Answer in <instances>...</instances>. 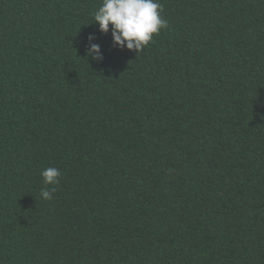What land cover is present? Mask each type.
<instances>
[{"label":"trees","instance_id":"16d2710c","mask_svg":"<svg viewBox=\"0 0 264 264\" xmlns=\"http://www.w3.org/2000/svg\"><path fill=\"white\" fill-rule=\"evenodd\" d=\"M102 2L0 0V264H264V0H159L141 53Z\"/></svg>","mask_w":264,"mask_h":264},{"label":"clouds","instance_id":"9594fccd","mask_svg":"<svg viewBox=\"0 0 264 264\" xmlns=\"http://www.w3.org/2000/svg\"><path fill=\"white\" fill-rule=\"evenodd\" d=\"M164 8L159 0H103L101 6L94 12V21L99 25V31L113 37V46L120 49L141 53L158 35L161 29L167 28L168 22L163 16ZM89 45L86 53L92 60L101 62L104 59L100 44L95 43L96 37L89 35ZM60 169L48 167L41 171L44 188L41 196L53 199L56 185L59 184ZM52 186L49 188L48 186Z\"/></svg>","mask_w":264,"mask_h":264}]
</instances>
